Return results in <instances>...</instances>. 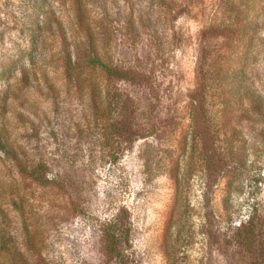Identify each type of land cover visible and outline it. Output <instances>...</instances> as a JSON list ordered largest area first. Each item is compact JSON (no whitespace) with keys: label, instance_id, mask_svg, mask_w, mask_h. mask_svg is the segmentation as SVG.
Wrapping results in <instances>:
<instances>
[{"label":"rangeland","instance_id":"374dc122","mask_svg":"<svg viewBox=\"0 0 264 264\" xmlns=\"http://www.w3.org/2000/svg\"><path fill=\"white\" fill-rule=\"evenodd\" d=\"M0 264H264V0H0Z\"/></svg>","mask_w":264,"mask_h":264},{"label":"trees","instance_id":"16d2710c","mask_svg":"<svg viewBox=\"0 0 264 264\" xmlns=\"http://www.w3.org/2000/svg\"><path fill=\"white\" fill-rule=\"evenodd\" d=\"M93 63H97V64L101 65V62L98 60L93 61Z\"/></svg>","mask_w":264,"mask_h":264}]
</instances>
